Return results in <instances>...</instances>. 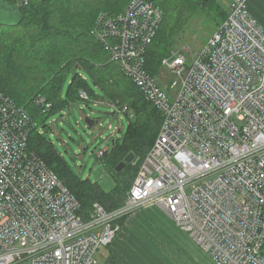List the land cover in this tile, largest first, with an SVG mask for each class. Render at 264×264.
Returning <instances> with one entry per match:
<instances>
[{
	"label": "built area",
	"instance_id": "obj_1",
	"mask_svg": "<svg viewBox=\"0 0 264 264\" xmlns=\"http://www.w3.org/2000/svg\"><path fill=\"white\" fill-rule=\"evenodd\" d=\"M246 2L233 0L190 59L186 45L172 50L159 76L145 59L162 21L158 7L132 0L117 15L98 16L95 39L162 117L113 211L94 203L83 218L75 197L28 150L36 124L23 108L5 112L0 90V264H96L99 249L148 206L163 210L215 264H264V29Z\"/></svg>",
	"mask_w": 264,
	"mask_h": 264
},
{
	"label": "trees",
	"instance_id": "obj_2",
	"mask_svg": "<svg viewBox=\"0 0 264 264\" xmlns=\"http://www.w3.org/2000/svg\"><path fill=\"white\" fill-rule=\"evenodd\" d=\"M18 5L22 22L16 27L0 26V90L23 107L35 128L28 135V150L34 152L78 201L84 219L98 203L106 211L119 208L136 175L140 161L153 146L161 126L159 111L143 93L110 61L102 43L92 34L100 14L117 15L132 0H4ZM162 13L152 43L146 48V69L162 74L161 60L185 42L193 23L206 20L214 30L227 17V10L215 0H150ZM72 74L63 89L66 75ZM79 91L87 100H106L120 109L128 124L123 137L97 158L115 179L105 191L97 182L81 179L51 142L47 120L78 100ZM40 98L50 107L37 105ZM39 127L42 129L40 130ZM132 164L119 172L116 166L129 154ZM139 159V161H136ZM123 223V220L121 224Z\"/></svg>",
	"mask_w": 264,
	"mask_h": 264
},
{
	"label": "rangeland",
	"instance_id": "obj_3",
	"mask_svg": "<svg viewBox=\"0 0 264 264\" xmlns=\"http://www.w3.org/2000/svg\"><path fill=\"white\" fill-rule=\"evenodd\" d=\"M215 1L224 9H228L233 3V0ZM193 25L192 30L194 32L188 36L185 42V45L189 48V53H185L188 59L192 54L203 48L214 31L212 21L199 20L195 21ZM71 76L70 73L66 75L63 95H65ZM115 108L113 104H109L101 98L94 101L78 100L62 111L60 113L62 116L55 114L46 122V125L50 128L47 133L51 142L58 153L71 166L74 173L81 179L99 183L105 191H109L115 186V179L97 158L98 153L107 147L109 148L113 141L123 137L128 124V117L123 113L114 111ZM85 120L92 121V126L88 127ZM39 129L42 130L40 127ZM136 161H139V159ZM147 211L143 214L160 213L169 219V216L157 207H152ZM158 216L160 215L158 214ZM105 254H107L106 248L99 249L95 256L96 264H107L103 259ZM171 258L173 257L169 254L166 256L167 261ZM191 264H196V261H192Z\"/></svg>",
	"mask_w": 264,
	"mask_h": 264
},
{
	"label": "crops",
	"instance_id": "obj_4",
	"mask_svg": "<svg viewBox=\"0 0 264 264\" xmlns=\"http://www.w3.org/2000/svg\"><path fill=\"white\" fill-rule=\"evenodd\" d=\"M246 8L264 29V0H247ZM152 207L138 210L125 221L117 240L106 248L107 264H215L170 218L143 214ZM168 254L173 257L169 261Z\"/></svg>",
	"mask_w": 264,
	"mask_h": 264
},
{
	"label": "water",
	"instance_id": "obj_5",
	"mask_svg": "<svg viewBox=\"0 0 264 264\" xmlns=\"http://www.w3.org/2000/svg\"><path fill=\"white\" fill-rule=\"evenodd\" d=\"M24 16L22 15L18 5H13L5 2L4 0H0V26L2 27H16L18 26ZM244 69L249 72L251 75L252 72L248 69L247 66L243 65ZM254 76V75H253ZM255 78L253 77V81ZM85 123L88 127L92 126V121L85 120ZM135 155L133 153H129L115 168V172H119L126 165H130L134 162Z\"/></svg>",
	"mask_w": 264,
	"mask_h": 264
},
{
	"label": "bare ground",
	"instance_id": "obj_6",
	"mask_svg": "<svg viewBox=\"0 0 264 264\" xmlns=\"http://www.w3.org/2000/svg\"><path fill=\"white\" fill-rule=\"evenodd\" d=\"M3 93V92H2ZM4 94V93H3ZM6 96V95H5ZM6 100H7V104H6V106H5V112H9V113H14V114H17L18 112H19V110H20V108H23V107H19V106H17L12 100H10L7 96L6 97H4ZM38 99H40V98H38ZM38 99L35 101V103L37 104V105H42V104H38L37 103V101H38ZM84 100V99H83ZM43 106V105H42ZM45 107V106H44ZM46 108V107H45ZM24 109V108H23ZM0 113H2V112H0ZM4 113V112H3ZM2 113V114H3ZM2 116V115H1Z\"/></svg>",
	"mask_w": 264,
	"mask_h": 264
}]
</instances>
